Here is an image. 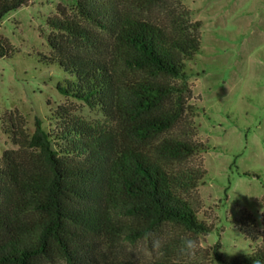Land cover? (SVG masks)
I'll return each instance as SVG.
<instances>
[{
  "label": "trees",
  "instance_id": "16d2710c",
  "mask_svg": "<svg viewBox=\"0 0 264 264\" xmlns=\"http://www.w3.org/2000/svg\"><path fill=\"white\" fill-rule=\"evenodd\" d=\"M33 0H0V24ZM184 0H71L46 19L44 61L64 79L59 93L99 113L93 122L73 105L51 108L28 132L7 111L1 130L14 148L0 154V264H191L120 257L125 241L177 229L189 237L214 227L198 217L207 148L198 138L192 76L200 22ZM14 50L0 36V60ZM248 255L214 264L264 261V235L246 215Z\"/></svg>",
  "mask_w": 264,
  "mask_h": 264
},
{
  "label": "rangeland",
  "instance_id": "374dc122",
  "mask_svg": "<svg viewBox=\"0 0 264 264\" xmlns=\"http://www.w3.org/2000/svg\"><path fill=\"white\" fill-rule=\"evenodd\" d=\"M59 3L71 6V0H33L0 24V36L14 50L0 60V154L14 148L1 130L7 111L20 114L30 133L36 118L61 105L72 104L75 114L89 122L102 118L81 102L67 101L57 90L64 74L43 59L50 52L46 19ZM184 6L193 11L192 21L202 24L200 52L186 68L198 108V138L207 148L195 159L203 162L206 175L194 205L198 217L214 229L196 237L201 247L190 260L178 252L189 236L172 228L156 234L165 240L162 256L143 239L118 247L120 257L138 263L214 264L210 249L217 242L226 260L242 258L262 244L246 239L239 228L237 222L246 215L264 235V0H184Z\"/></svg>",
  "mask_w": 264,
  "mask_h": 264
},
{
  "label": "clouds",
  "instance_id": "9594fccd",
  "mask_svg": "<svg viewBox=\"0 0 264 264\" xmlns=\"http://www.w3.org/2000/svg\"><path fill=\"white\" fill-rule=\"evenodd\" d=\"M143 241L145 245L150 242L151 250L158 256H162L164 254L162 249L164 247L165 240L161 237H158L154 232L146 231L143 235ZM200 247L201 244L198 238L185 237L181 241L178 252L182 258L190 260L195 257ZM253 264H264V261L261 259H255Z\"/></svg>",
  "mask_w": 264,
  "mask_h": 264
}]
</instances>
